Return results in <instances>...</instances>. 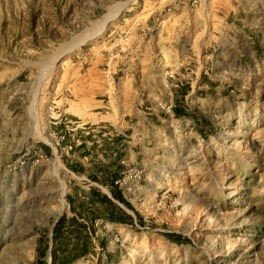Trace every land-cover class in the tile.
I'll use <instances>...</instances> for the list:
<instances>
[{"label":"rangeland","instance_id":"1","mask_svg":"<svg viewBox=\"0 0 264 264\" xmlns=\"http://www.w3.org/2000/svg\"><path fill=\"white\" fill-rule=\"evenodd\" d=\"M123 6L170 48L154 49L143 112L90 134L53 124L57 67ZM180 84L191 115L176 117ZM114 157L142 223L97 219L92 252L72 264H264V0H0V264L35 263L69 194L89 184L110 194L68 164Z\"/></svg>","mask_w":264,"mask_h":264},{"label":"crops","instance_id":"2","mask_svg":"<svg viewBox=\"0 0 264 264\" xmlns=\"http://www.w3.org/2000/svg\"><path fill=\"white\" fill-rule=\"evenodd\" d=\"M124 6L119 17H114L118 9L106 14L104 33L97 43L92 41L79 47L68 57L66 67H57V79L51 85V110L57 119L53 124L76 123L75 128L81 126L85 134H90L92 127L115 128L121 120L143 112L147 99L141 96V88L153 89L148 76L155 69L154 49L158 48L163 55L169 54L170 48L164 37L149 34L147 22L145 27L140 26L142 21L128 16ZM96 44L99 50L103 46L104 51L93 59L89 55L94 54ZM200 84L198 81L195 93ZM189 87L185 104L191 92Z\"/></svg>","mask_w":264,"mask_h":264},{"label":"trees","instance_id":"3","mask_svg":"<svg viewBox=\"0 0 264 264\" xmlns=\"http://www.w3.org/2000/svg\"><path fill=\"white\" fill-rule=\"evenodd\" d=\"M189 89L187 84H180L173 88L172 112L174 116L191 115V111L185 104V95ZM43 147L49 152L48 146L43 145ZM116 157L108 164L94 163V170H88L82 164H68V168L73 172L79 175L85 174L91 182L107 186L110 194L104 193L99 186L90 184L87 190L81 189L80 197L75 192L69 194L67 196L68 212H63L55 220L51 229L40 231L36 242L37 257L34 264H48L44 257L49 249L50 264H72L92 252L94 224L97 219L132 226L136 222L142 223L141 217L136 216L135 218L127 210H133V207L119 188L118 180L123 165ZM166 236L176 243L189 240L176 233H167Z\"/></svg>","mask_w":264,"mask_h":264},{"label":"bare ground","instance_id":"4","mask_svg":"<svg viewBox=\"0 0 264 264\" xmlns=\"http://www.w3.org/2000/svg\"><path fill=\"white\" fill-rule=\"evenodd\" d=\"M111 16H113V15H111ZM110 17V16H109ZM106 18H107V15H106ZM109 19V18H108ZM105 20L106 19H104V22H105ZM102 25V24H101ZM89 37V36H88ZM86 38V35L85 36H82V37H80V38H78L74 43H73V45H76V44H78V43H80V42H82V41H84V39ZM36 117V116H35ZM38 121V120H37ZM37 132L40 134V132L37 130ZM52 172H53V174H54V176L55 177H57L58 178V173H57V169H56V167L55 166H53L52 167ZM63 188V187H62ZM63 191V190H62Z\"/></svg>","mask_w":264,"mask_h":264},{"label":"water","instance_id":"5","mask_svg":"<svg viewBox=\"0 0 264 264\" xmlns=\"http://www.w3.org/2000/svg\"><path fill=\"white\" fill-rule=\"evenodd\" d=\"M58 218V217H57ZM48 255H49V263L48 264H50V259H51V254H50V249L48 250V253H47Z\"/></svg>","mask_w":264,"mask_h":264},{"label":"built area","instance_id":"6","mask_svg":"<svg viewBox=\"0 0 264 264\" xmlns=\"http://www.w3.org/2000/svg\"><path fill=\"white\" fill-rule=\"evenodd\" d=\"M36 162V161H35Z\"/></svg>","mask_w":264,"mask_h":264}]
</instances>
